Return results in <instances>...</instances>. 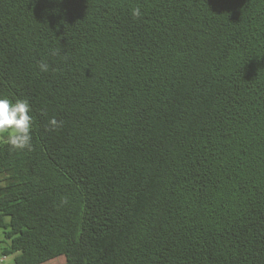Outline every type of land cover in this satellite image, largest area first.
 I'll return each instance as SVG.
<instances>
[{
	"label": "trees",
	"instance_id": "trees-1",
	"mask_svg": "<svg viewBox=\"0 0 264 264\" xmlns=\"http://www.w3.org/2000/svg\"><path fill=\"white\" fill-rule=\"evenodd\" d=\"M0 95V256L264 264V0H0Z\"/></svg>",
	"mask_w": 264,
	"mask_h": 264
},
{
	"label": "clouds",
	"instance_id": "clouds-1",
	"mask_svg": "<svg viewBox=\"0 0 264 264\" xmlns=\"http://www.w3.org/2000/svg\"><path fill=\"white\" fill-rule=\"evenodd\" d=\"M131 15L140 18L143 13L140 7L131 9ZM52 56H60L62 50L51 49ZM42 73L49 71V64L41 59L37 65ZM31 105L27 99H10L5 95H0V136L12 150H24L31 147L33 119L30 115ZM61 121L55 117L50 118V130L60 127Z\"/></svg>",
	"mask_w": 264,
	"mask_h": 264
},
{
	"label": "rangeland",
	"instance_id": "rangeland-1",
	"mask_svg": "<svg viewBox=\"0 0 264 264\" xmlns=\"http://www.w3.org/2000/svg\"><path fill=\"white\" fill-rule=\"evenodd\" d=\"M1 141H4V138H3V136H0V142ZM3 186V183L2 182H0V194L2 193V190H1V187ZM9 257H7V259H6V264H10V263H13V258L12 257H10L9 259H8ZM65 257L64 256H60V257H57V258H54V259H52V260H50L49 261V264H62V263H64L65 262Z\"/></svg>",
	"mask_w": 264,
	"mask_h": 264
},
{
	"label": "built area",
	"instance_id": "built-area-1",
	"mask_svg": "<svg viewBox=\"0 0 264 264\" xmlns=\"http://www.w3.org/2000/svg\"><path fill=\"white\" fill-rule=\"evenodd\" d=\"M7 257H8L7 255H1L0 256V264H3L6 261Z\"/></svg>",
	"mask_w": 264,
	"mask_h": 264
},
{
	"label": "crops",
	"instance_id": "crops-1",
	"mask_svg": "<svg viewBox=\"0 0 264 264\" xmlns=\"http://www.w3.org/2000/svg\"><path fill=\"white\" fill-rule=\"evenodd\" d=\"M8 257H9V258H10V257H12V258H13V257H14V255H10V256H8ZM9 258H8V259H9ZM3 264H6V261H5ZM10 264H14V258H13V263H10Z\"/></svg>",
	"mask_w": 264,
	"mask_h": 264
}]
</instances>
